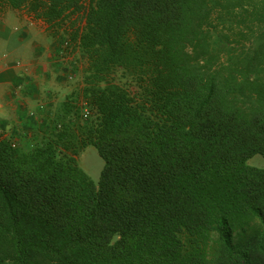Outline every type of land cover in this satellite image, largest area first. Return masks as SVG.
Here are the masks:
<instances>
[{"label":"trees","instance_id":"trees-1","mask_svg":"<svg viewBox=\"0 0 264 264\" xmlns=\"http://www.w3.org/2000/svg\"><path fill=\"white\" fill-rule=\"evenodd\" d=\"M0 5L87 62L32 149L0 131V264H264V0Z\"/></svg>","mask_w":264,"mask_h":264},{"label":"crops","instance_id":"crops-1","mask_svg":"<svg viewBox=\"0 0 264 264\" xmlns=\"http://www.w3.org/2000/svg\"><path fill=\"white\" fill-rule=\"evenodd\" d=\"M86 59L77 41L25 11L0 5V131L27 151L83 85Z\"/></svg>","mask_w":264,"mask_h":264},{"label":"rangeland","instance_id":"rangeland-1","mask_svg":"<svg viewBox=\"0 0 264 264\" xmlns=\"http://www.w3.org/2000/svg\"><path fill=\"white\" fill-rule=\"evenodd\" d=\"M228 26H229L228 24L223 25V26L219 25L216 28H211L210 32L213 35V37L215 38V36H217V34L223 28L224 29L223 31H225V32H227V34H229V39H230L229 41L236 40L237 36H232L231 33L236 32L237 30L234 29L232 31V29H229ZM233 26H235V25H233ZM240 43H243L244 45L249 44V42L245 41V38L241 39ZM225 52H226V50H223L220 54L223 55V54H225ZM81 116H82V119H85L83 117V115H81ZM77 160H78L79 166L88 174V176L93 180L94 183H97L98 179H99L100 171L103 167V160L98 155L96 148L92 145L87 146L86 148H84L80 152L79 156L77 157ZM247 164L252 165V166H256V167H264V158L260 154H255L254 156H252L251 158H249L247 160ZM249 231H250V229H249ZM216 238H217V236L213 235V239H216Z\"/></svg>","mask_w":264,"mask_h":264},{"label":"built area","instance_id":"built-area-1","mask_svg":"<svg viewBox=\"0 0 264 264\" xmlns=\"http://www.w3.org/2000/svg\"><path fill=\"white\" fill-rule=\"evenodd\" d=\"M87 115H88L87 111H86V110H84V111H83V117H84V118H86V117H87Z\"/></svg>","mask_w":264,"mask_h":264}]
</instances>
